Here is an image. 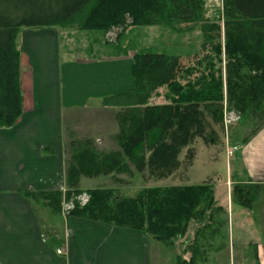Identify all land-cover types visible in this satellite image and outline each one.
I'll return each mask as SVG.
<instances>
[{"label": "trees", "instance_id": "trees-1", "mask_svg": "<svg viewBox=\"0 0 264 264\" xmlns=\"http://www.w3.org/2000/svg\"><path fill=\"white\" fill-rule=\"evenodd\" d=\"M204 5L205 0H0V129L13 127L23 112L16 42L21 29L76 25L107 31L128 20L131 26L157 23L174 28L205 19ZM221 6V18L204 30L205 49L201 52L210 54L186 62L162 52L133 55L132 88L103 100L121 109L114 136L119 150L101 152L90 140L70 136L71 143L65 148L69 186L78 183L81 176L127 173L130 167L140 173L146 170L154 179L173 175L181 166V151L195 137L215 143L211 124H221L224 90L227 103L240 113L264 106V0H222ZM221 55L226 60L225 82L221 67L213 66L216 59L221 61ZM196 73L200 76L191 80ZM165 88L170 92L165 95L168 102L151 103ZM143 143L145 148L137 154ZM192 156L193 151H188V164ZM231 178V197L250 208L257 198L258 184L248 179L244 184L234 175ZM79 193L76 190L75 194ZM88 193V203L82 207L74 204L70 214L142 230L165 244L182 238L189 221L201 219L215 203L210 184L144 188L131 197L115 195L110 189L95 188ZM23 194L35 202L45 200L54 210L59 207V191ZM66 197L69 199V192ZM189 264H194L193 260Z\"/></svg>", "mask_w": 264, "mask_h": 264}, {"label": "crops", "instance_id": "crops-1", "mask_svg": "<svg viewBox=\"0 0 264 264\" xmlns=\"http://www.w3.org/2000/svg\"><path fill=\"white\" fill-rule=\"evenodd\" d=\"M24 33L19 46L23 112L13 127L0 129V264H180V261H189L191 256L185 251L186 243L182 239L165 244L142 230L74 215L64 217L62 238L44 236L38 207L23 192L64 188L65 143L74 130L67 132L70 125L65 124L64 110L69 103L64 104L62 96H72V100L86 96V100L94 99L96 106H101L104 99L132 88L133 78L131 75V85L116 93L114 76L111 82V65L115 70L116 54L96 60L80 59L81 68L71 69L60 59L55 30ZM61 84L62 87L65 84L63 88ZM103 109L111 107L103 106ZM104 111L100 113L106 118L104 114L108 113ZM242 120L244 132L232 144L226 135L225 146L228 150L235 147L231 155L240 163L245 179L259 188L264 187V122L252 133L245 118L238 117L230 123ZM90 124L95 125L92 121ZM117 131L116 124V129L105 135L109 138L98 137V147L114 150L113 138ZM230 179L229 173L224 182L225 199L219 200L214 188L213 197L225 213L231 214L233 224ZM78 183L85 184L86 178L82 177ZM242 222L237 224L241 228L246 225ZM247 244L254 245L250 264H264L262 247L253 242ZM243 258L240 256L238 260L244 261ZM203 260L204 264H210L207 257ZM232 261L234 256L229 252V264H234Z\"/></svg>", "mask_w": 264, "mask_h": 264}, {"label": "rangeland", "instance_id": "rangeland-1", "mask_svg": "<svg viewBox=\"0 0 264 264\" xmlns=\"http://www.w3.org/2000/svg\"><path fill=\"white\" fill-rule=\"evenodd\" d=\"M221 5L222 0H205V19L196 24H182L174 28H169L157 23L131 26L128 23L129 20L127 24L111 27L107 31L91 28L80 29L76 25L50 29L23 28L19 32L16 42L19 49V46H22L25 34L24 31L44 29L55 30L58 34L57 37L60 47L59 56L61 61H66L68 68L76 70L81 68L79 67L81 66L80 59L96 60L116 54L115 70L112 69L114 66L111 65V82L114 76L116 93H118L124 90L128 85H131V58L138 52L174 54L184 59V62H186V60L193 61L210 54L208 51L201 52L202 49H205L202 46L203 42L206 41L204 30L207 24H210L212 21L217 22V18H221ZM222 25L223 23L220 21V26L223 30ZM209 45L210 44L205 45L207 50H209ZM212 55L214 56L215 54L212 53ZM213 66L216 69L221 67L222 79L225 82L226 60L224 55H221L220 62L216 59ZM197 76H200L199 73L191 75L190 79L195 80ZM215 76H219L218 72L215 73ZM64 85L65 84H63V87ZM60 86L63 88L62 84ZM65 90L66 87L64 88V91ZM158 92V97L154 98L151 103L163 104L168 102L165 95L168 96L170 92H168L166 88L160 89ZM225 97L224 90V100L221 107V124H211L212 128L215 130V143L208 144L200 137H195L193 141L181 151L179 155L181 166L169 177L154 179L147 174L146 170L137 173L135 168L130 167V171L127 173H112L110 175H100L97 177L81 176L79 180L82 177L86 178L85 184L79 185V183H76L74 186H69L66 182L65 169L63 189L43 190V192H60L59 197L56 198L59 200V207H56L57 209H52V207L48 206L46 201L41 198L37 199L36 202L33 200L38 207L37 211L40 215L44 236H57L59 239L62 238L63 234L61 229L64 223V217L73 215L70 214V212L74 211V204L78 207H82L88 203L90 200L88 190L91 189H110L115 192V195L131 197L144 188L210 184L212 189L214 188L216 191V197L219 200H223L226 197L224 182L226 178L229 177V173L230 177L234 175L239 179L238 181L247 184L245 181L247 179L241 174L240 163L237 160L235 161L234 155L232 156L229 154L228 148L225 146L226 135L227 138L230 136L231 144L235 143L233 142L235 137H240V135H242L245 121L242 120L230 123L238 117L245 118L250 133L258 130L260 125L264 122V106L256 108L254 111L248 110L240 113L232 104L227 103ZM86 99V96H76L73 100L72 96H62L64 104L69 103L68 108L64 110L65 124L70 125V127H67V132L74 130V133L71 134V138L73 137V139L82 141L90 140L93 142L92 145L94 148L101 152H106L108 150L104 146L98 147L96 141L98 137L104 140L109 138L105 135H109L116 129L121 109L120 107L113 106L111 109H105L106 111H104L103 106H109L106 101H102L100 104L101 106H96L97 102L94 99ZM98 108H100V111ZM101 111L108 113L104 114L106 118L101 116ZM91 121L95 123V125L90 124ZM226 122L230 124L228 123V125H226ZM97 132H99L100 135ZM66 140L65 147L71 143L69 138ZM143 148H145L144 143L139 145L136 153L140 154ZM118 150L119 147L116 145L114 151ZM188 151H193V156L189 164L186 158ZM67 155L65 150V162ZM130 172H132V174H128ZM230 181L232 190V178ZM238 181L235 182L240 183ZM75 189L80 191V193L75 194ZM68 192L70 193L69 199L66 197ZM82 201H85V203L81 204ZM214 202L211 208L205 211L201 219H192L189 221L186 232L180 239L186 243L184 248L185 251L190 254L189 256H191V259L187 262L180 261V264H189L191 260H193L194 264H204V257H207L208 263L210 264H229V252L234 256V261H232L234 264L253 263L251 259L254 252V245L247 243L253 242L259 244L264 251V187L262 186L258 189L257 198L250 208L241 205L236 199L231 197L230 202L232 206L233 224L230 222V212V215H228L225 213L224 209L217 204L215 199ZM217 207L220 209L216 210ZM242 221L246 222L243 228L237 225L243 223ZM163 246V249L165 250L166 248L167 251V247L165 245ZM240 256H243L245 260H238Z\"/></svg>", "mask_w": 264, "mask_h": 264}, {"label": "built area", "instance_id": "built-area-1", "mask_svg": "<svg viewBox=\"0 0 264 264\" xmlns=\"http://www.w3.org/2000/svg\"><path fill=\"white\" fill-rule=\"evenodd\" d=\"M228 123H229V122H226V125H227ZM234 150H235V147H233V148H231L230 150H228V153H229V154H232ZM79 203H80V202H79ZM84 203H85V201H84V202L82 201L81 204H84Z\"/></svg>", "mask_w": 264, "mask_h": 264}]
</instances>
